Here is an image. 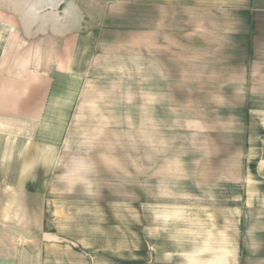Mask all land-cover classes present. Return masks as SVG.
I'll list each match as a JSON object with an SVG mask.
<instances>
[{
  "label": "rangeland",
  "instance_id": "obj_1",
  "mask_svg": "<svg viewBox=\"0 0 264 264\" xmlns=\"http://www.w3.org/2000/svg\"><path fill=\"white\" fill-rule=\"evenodd\" d=\"M211 2L80 0L53 96L70 120L60 187L43 194L58 235L44 238L45 264H264V59L197 42L196 15L180 13ZM32 191L26 221L19 204L6 217L0 189L14 264L22 244L28 263L38 255Z\"/></svg>",
  "mask_w": 264,
  "mask_h": 264
},
{
  "label": "crops",
  "instance_id": "obj_2",
  "mask_svg": "<svg viewBox=\"0 0 264 264\" xmlns=\"http://www.w3.org/2000/svg\"><path fill=\"white\" fill-rule=\"evenodd\" d=\"M80 9V0H0V189L11 193L12 203H6L5 208L10 220L18 204L19 218L28 220L32 190L37 189L43 197L39 202L42 209L35 217L39 245L32 264L46 263L44 238L58 236L46 231L45 222L54 220L56 214L46 209L51 202L43 194H51L49 190L56 184L60 187L61 144L70 118L54 110L53 96L59 77L66 75L61 66L67 62L62 60L75 53L82 26ZM193 9H182L180 14L196 15L191 25L202 31L197 42L203 48L222 56L234 53L235 58L244 60L258 54L264 59V0H247L234 7H221L220 0H212L209 6ZM188 22L182 20L183 24ZM180 28V34L185 35L182 25ZM20 197H24L23 202ZM6 246L0 240V264H14ZM28 246H20L15 264H31Z\"/></svg>",
  "mask_w": 264,
  "mask_h": 264
}]
</instances>
